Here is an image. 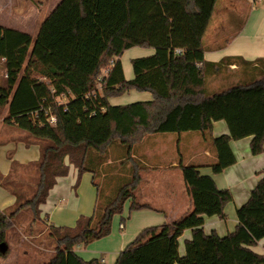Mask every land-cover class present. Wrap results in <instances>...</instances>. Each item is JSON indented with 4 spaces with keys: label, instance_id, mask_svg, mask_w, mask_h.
<instances>
[{
    "label": "trees",
    "instance_id": "1",
    "mask_svg": "<svg viewBox=\"0 0 264 264\" xmlns=\"http://www.w3.org/2000/svg\"><path fill=\"white\" fill-rule=\"evenodd\" d=\"M216 2L60 0L34 37L0 25V61L6 75L0 85V106L7 105L3 123L42 143L32 196L22 200L15 192V163L8 175L0 177V186L17 194L10 208L0 210V243L22 211L31 210L32 221L38 219L39 207L56 179L66 176L73 165L77 181L84 172L93 175L97 190L93 213L79 216L73 226L48 225L55 247L43 264H106L96 258L82 259L74 247L108 235L113 216L122 212L126 201L130 211L149 206L135 196L142 164L134 160L129 178L110 189V196L106 184L112 179L101 166L109 157L101 156L108 153L116 160H130L131 149L147 134L191 131L208 141L215 156L208 164L213 174L235 163L230 140L251 136V153L264 151V80L250 78L248 83L214 92L206 87L211 68L233 65L246 76L264 70V57L248 60L230 55L218 62L205 61L203 35ZM132 47L152 48L154 53L131 59L133 76L126 79L120 56ZM104 68L106 73L101 72ZM97 76H102L100 87L95 85ZM129 90L150 92L152 99L122 105L108 102ZM49 115L56 118L54 124L47 121ZM217 120L226 122L229 133L211 137ZM117 143L124 148L122 156L113 148ZM179 168L192 209L142 229L113 264H264V255L251 249L264 238V177L236 209L234 230L219 236L204 232L203 217L224 219L231 192L218 188L211 175L200 173L198 165L180 164ZM96 172L105 174L102 191L94 181ZM185 229H191L192 236L179 256L178 237Z\"/></svg>",
    "mask_w": 264,
    "mask_h": 264
},
{
    "label": "crops",
    "instance_id": "2",
    "mask_svg": "<svg viewBox=\"0 0 264 264\" xmlns=\"http://www.w3.org/2000/svg\"><path fill=\"white\" fill-rule=\"evenodd\" d=\"M218 1L222 3L220 8H223V6L226 8V5L235 8L242 0H217L216 4ZM248 1L250 5L257 2L254 0ZM260 1L263 2L264 0ZM216 4L203 35L204 40L209 27L213 23L217 24L211 30L210 36L207 38L209 42H207L204 47L203 57L205 61L218 62L224 56L230 55H239L245 58L250 56L251 49L262 50V53L256 54H263L259 57H264V43L251 42L252 38L250 37L251 35L252 37H256V39H260L261 36L264 35V3L258 10L251 11L249 16L245 17V19L243 18V25L238 34L233 35V32L232 35H229V37H234L232 38L233 41L237 39V43H239L233 47L234 49L228 47L223 49L217 42L220 39V33L225 30L224 25L227 24L226 19H229V15L220 9L217 10V15H215ZM215 17L216 19L222 18L223 20L215 21ZM137 52L140 56H147L154 53V49L146 48V50H137ZM122 66L125 78H129L130 71L128 69L125 70L123 63ZM231 67H233V65L226 69L230 74L235 71L234 68ZM132 91L136 90H129L126 93H133ZM134 97L135 101H131L130 103L149 101L152 99L151 93L147 91H137ZM112 100V97L108 98V102L111 105H122L120 103H113ZM3 130H9L10 133H12L19 130V128L17 129V127L13 125L0 122V135L3 133ZM228 133V126L224 120H217L212 123V129L210 131L211 137H217ZM23 136L26 137L27 135L23 133ZM251 138V136H247L238 140H230L229 146L235 157V163L226 167L220 173L213 174L208 164L214 161L215 156L208 141L201 133L191 131L182 132L180 134L155 133L145 135L144 138L131 149V159L129 161L133 164L135 160V162H139L146 167L144 168L145 172L143 174L139 172L140 181L135 196L139 203L147 204L149 207L130 211V203L126 201L122 212L113 216L109 234L86 245H76L74 247L75 252L84 260L96 258L106 264H113L120 251H122L142 229L162 224L190 211L192 209V203L186 191L182 173L179 168L180 164L185 165L193 163L198 165L201 174L211 175L218 188H226L232 194V200L224 207V219H220L217 216L203 217L204 232L206 234L215 232L219 236H224L233 231L237 224L236 209L248 200L250 191L258 180L264 177V151L257 155H253L250 151ZM142 143H144V146ZM18 148L14 158L8 161L3 159L2 163H0V173L4 176L9 174L7 173V167L11 166V164L16 163V165L19 166L18 168L21 166V168L24 169V167L33 164V161L38 157V148L37 151L35 149L32 157H29L25 153V147L23 148L22 145H19ZM113 148L117 149V155H123L124 148L120 144L117 143ZM177 155L179 156L178 161L176 159ZM169 171L180 172V174L177 175H179L180 178L182 177L183 184H180V178L177 180V185L175 186L171 185L169 181L157 179L158 176H161L160 173H170ZM86 173L87 174L82 173L77 181V169L73 165H69L68 174L56 179V183L50 189L45 203L41 204L39 207L40 212L45 217L46 223L49 222L48 220L50 219L55 226H73L79 216H89L93 213L97 190L95 188V191L88 184L89 179L93 184L92 173ZM152 173L155 174L153 180H148L144 177ZM182 185L187 198L182 196ZM69 187H71V191ZM72 188H74V191ZM0 190L2 191L1 187ZM68 191H70L69 198L67 196ZM73 194L75 195L72 196ZM0 199V209L10 208L15 201L13 196L7 192H2ZM122 219H124L123 223ZM191 236V229H185L178 237L177 251L179 256L184 254L185 241L189 240ZM251 249L256 253L264 255V238L259 240Z\"/></svg>",
    "mask_w": 264,
    "mask_h": 264
},
{
    "label": "rangeland",
    "instance_id": "3",
    "mask_svg": "<svg viewBox=\"0 0 264 264\" xmlns=\"http://www.w3.org/2000/svg\"><path fill=\"white\" fill-rule=\"evenodd\" d=\"M60 0H0V25L4 27H10L16 30L24 31L29 34H31L33 37L36 35L38 27L40 23L44 20V18L52 11V9L57 5V3ZM223 2V1H222ZM264 1H257L255 4H249L248 0H242L240 4L232 8L231 6L226 5V8H220L222 6L221 1H218L216 4V13L217 10H222L224 13L229 15V19H226L227 24L224 25V31L220 33L219 40L217 41L219 45H221L224 48L228 47L230 49H234L233 47L237 43L236 40H232L234 37H229V35H236L239 33L240 28L243 25V21L245 17L249 16L250 12L253 10H258L262 6ZM257 12V11H254ZM256 14V13H254ZM244 18V19H243ZM222 21V18L215 17V21ZM225 20V19H224ZM217 24L213 23L208 31L205 34V38L203 40L204 47L205 44L208 41V36H210L211 30L216 26ZM251 42H257V43H264V35L261 36L260 39H256V37H252ZM225 38V39H223ZM223 39V40H222ZM137 50H146L144 47H134L131 49H128L124 51L122 56H120L121 62L124 65L125 70H129V78L132 77V68H131V59L135 57H142L137 52ZM256 53H262V50H254L251 49L250 56H247L245 58L247 59H255L259 56H262L263 54H256ZM123 67V66H122ZM234 68V73L231 74L227 72L226 68H222L217 70V68L213 69L211 68L208 73H206V87L209 92L219 91L222 89H226L227 87H230L232 85L238 84V83H248L250 78L254 80H264V70L262 73L260 72H253L251 75L248 74L247 76L244 75L243 71L239 67H231ZM106 68H104L101 72L104 73ZM124 71V70H123ZM101 73V74H102ZM33 76H37L35 72H32ZM100 76L96 78L95 85L96 87H100L99 85ZM245 81V82H244ZM5 82V72L2 66V63L0 61V85H3ZM133 93L127 94L124 93L119 96L112 97L113 103H120V104H127L131 101H135L134 95L137 94V91H132ZM60 101L66 102L67 98L60 97ZM7 114V105L0 106V122H3V118ZM18 129V128H17ZM23 133L27 136L24 137ZM170 134V133H167ZM176 134V133H171ZM19 135V136H18ZM32 139H30V138ZM2 138V139H1ZM19 145H22V147L26 150L25 153L29 156H33V152L37 151L38 148V157L34 161H38L40 157V152L42 149V143L40 140H37L31 136H29L27 133H25L22 130H17L15 132L10 133L9 130H3V133L0 135V163H2V160L5 159V161L14 158V155L19 149ZM117 144H114V146ZM144 146V143H142ZM117 151V149H114ZM170 151V149H169ZM176 155V154H175ZM101 156V155H99ZM107 162H101V166L105 174L109 177V179H112L110 183L106 184L107 191H110V189H114L115 186L119 185L122 181L126 180L130 176V166L132 165L128 159L124 160L122 158H119L116 160L113 156H109L105 154L104 156H101V158H105ZM118 157V156H117ZM177 161L179 160V156L176 157ZM163 160V159H162ZM160 160V161H162ZM33 161V164L24 167V169L18 168L19 166L15 167L16 172L14 174L16 183H15V192L17 194H21L22 200H25L32 196L35 190V186L38 180V169L36 168V164ZM11 164V163H10ZM16 164V163H15ZM9 173L11 166H8ZM144 165H141L142 174L145 172ZM170 173H160L161 176H158L157 179L169 181L171 185H177V180H179L180 172L175 171H169ZM83 174H87L84 172ZM104 174V173H103ZM103 174L101 173H95V183L98 185L100 191H102L101 188H103ZM104 174V175H105ZM117 176V184L114 182L113 179L114 176ZM154 173L145 175L144 177L148 180L154 179ZM4 175L0 173V177H3ZM178 176V177H177ZM182 177L180 178V184L182 183ZM94 190L95 186L91 183V180L89 179L88 183ZM2 191L0 190V193H9L13 196L14 200L17 199V194L12 193L7 188L0 186ZM69 190L71 191V187H69ZM74 191V188H72ZM70 191L67 192L68 198L70 197ZM96 191V190H95ZM113 192V191H112ZM112 192L110 191L108 195H112ZM182 196L187 198L186 194L184 193L183 185H182ZM0 194V196H1ZM73 194L72 196H74ZM1 201V199H0ZM14 201V203H15ZM138 201V200H137ZM146 201V200H142ZM1 205V202H0ZM190 205V204H189ZM101 208L100 203L98 204V209ZM5 209V208H2ZM0 209V210H2ZM7 209V208H6ZM33 212L31 210H24L22 211L17 217L14 219L13 224L8 228L6 231V238L5 242L7 244V251L6 254L3 256H0V264H43L46 261L50 259L54 252L55 244L52 239L49 238V229L48 224H53V222L49 219V222H45V217L42 215V213L37 214V220H33ZM64 225V224H60ZM82 245V244H81Z\"/></svg>",
    "mask_w": 264,
    "mask_h": 264
},
{
    "label": "built area",
    "instance_id": "4",
    "mask_svg": "<svg viewBox=\"0 0 264 264\" xmlns=\"http://www.w3.org/2000/svg\"><path fill=\"white\" fill-rule=\"evenodd\" d=\"M254 1H260V0H254ZM178 52V50H177ZM108 71V68H106L105 72L106 73ZM6 76V75H5ZM102 78V76L100 77V79ZM47 121L50 123V124H54L55 121H56V118L53 116V115H49V117L47 118Z\"/></svg>",
    "mask_w": 264,
    "mask_h": 264
},
{
    "label": "water",
    "instance_id": "5",
    "mask_svg": "<svg viewBox=\"0 0 264 264\" xmlns=\"http://www.w3.org/2000/svg\"><path fill=\"white\" fill-rule=\"evenodd\" d=\"M7 251V244L6 242L0 243V252L4 254Z\"/></svg>",
    "mask_w": 264,
    "mask_h": 264
}]
</instances>
